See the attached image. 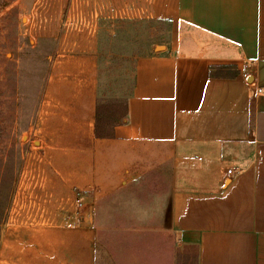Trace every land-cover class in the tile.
<instances>
[{"label":"rangeland","instance_id":"obj_1","mask_svg":"<svg viewBox=\"0 0 264 264\" xmlns=\"http://www.w3.org/2000/svg\"><path fill=\"white\" fill-rule=\"evenodd\" d=\"M151 1L0 0V239L7 223L26 228L40 204L67 222L51 228L67 234L64 264H196L175 245L171 168L159 149L126 157L133 175L116 179L122 189H91L76 171L82 132L95 137L96 117L99 133L110 131L124 113L136 61L180 35L149 16ZM77 120L90 123L68 125ZM101 170L98 182L114 180Z\"/></svg>","mask_w":264,"mask_h":264},{"label":"crops","instance_id":"obj_2","mask_svg":"<svg viewBox=\"0 0 264 264\" xmlns=\"http://www.w3.org/2000/svg\"><path fill=\"white\" fill-rule=\"evenodd\" d=\"M148 12L180 35L136 61L123 123L110 138L82 132L88 149L76 171L91 189H122L116 179L133 175L126 157L159 149L179 252L196 264H264V95L254 92L264 86V0H152ZM107 165L114 180L98 182ZM60 215L36 204L26 228L7 223L0 262L67 263V234L51 233L66 229Z\"/></svg>","mask_w":264,"mask_h":264},{"label":"trees","instance_id":"obj_3","mask_svg":"<svg viewBox=\"0 0 264 264\" xmlns=\"http://www.w3.org/2000/svg\"><path fill=\"white\" fill-rule=\"evenodd\" d=\"M126 116V105L124 108V113L122 114V116L115 121L114 125L111 127L110 131H105L104 133H99V129L97 126V122H98V118L96 117V129H95V137L99 138V139H105V138H110L112 136V130L115 126L120 125L123 123V120L125 119Z\"/></svg>","mask_w":264,"mask_h":264},{"label":"built area","instance_id":"obj_4","mask_svg":"<svg viewBox=\"0 0 264 264\" xmlns=\"http://www.w3.org/2000/svg\"><path fill=\"white\" fill-rule=\"evenodd\" d=\"M254 92L257 95H264V86L255 88ZM231 172H232V170L226 171L227 174H231ZM75 205L79 208L77 211V215H78L77 219H79V221H80L82 214H83L81 211H82V209H84V203L80 199H76Z\"/></svg>","mask_w":264,"mask_h":264}]
</instances>
